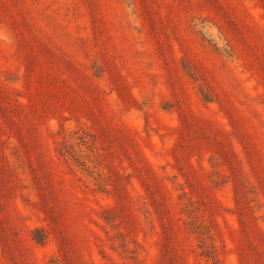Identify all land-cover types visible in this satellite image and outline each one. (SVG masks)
Returning a JSON list of instances; mask_svg holds the SVG:
<instances>
[{"label":"rangeland","instance_id":"1","mask_svg":"<svg viewBox=\"0 0 264 264\" xmlns=\"http://www.w3.org/2000/svg\"><path fill=\"white\" fill-rule=\"evenodd\" d=\"M0 264H264V0H0Z\"/></svg>","mask_w":264,"mask_h":264}]
</instances>
